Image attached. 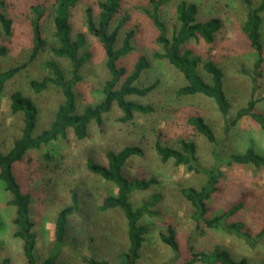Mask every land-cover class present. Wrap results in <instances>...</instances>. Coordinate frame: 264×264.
Instances as JSON below:
<instances>
[{"label": "trees", "instance_id": "trees-1", "mask_svg": "<svg viewBox=\"0 0 264 264\" xmlns=\"http://www.w3.org/2000/svg\"><path fill=\"white\" fill-rule=\"evenodd\" d=\"M146 1L147 7L143 8V12L150 19L154 29L153 46L150 49L145 47V43L149 42L143 41V31L137 34L134 28L126 30L129 16L125 9L126 0H95V8L88 6L85 12L87 33L79 31L76 34L73 31L72 19L80 0H0L1 34L10 39L16 30L22 29L20 33L27 36L31 46L30 56L25 63L8 69L0 68V97L7 93L11 111L23 116L20 136L7 151H0V183L3 191L9 196L8 204L14 208L13 237L22 243L25 264H63L61 254L69 217L79 210L88 213L93 210L95 203L87 195L86 189L80 193L72 191V203L63 208L56 222L53 251L39 261L36 253L37 234L31 212V193L23 188L17 174L18 164L28 162L30 168H26L24 176L27 181L33 179L35 169H31V152L67 138L70 132L79 140L88 138L90 126L94 123L101 128L104 118L114 108L119 110L117 121L125 127H133L130 132L128 130L127 136L132 139L141 138V133L136 131L138 116L146 117L154 112L153 105L144 101L157 86V82L145 85L143 76L151 69L155 60L167 61L182 74L185 84L177 90L178 95L207 98L221 118L220 125L215 129L206 113L191 109L185 115L182 135L172 141L161 131L153 145L162 161L173 159L176 165H184L188 170L205 176L201 186H187L181 189L182 195L192 207L191 218L197 232L203 234L206 230H220L241 239L249 247L264 243V223L256 230L236 218L245 210L247 200L252 199L247 190L241 192L237 200L216 214L211 213L209 204L221 191L225 167H264V154L252 143L249 142L241 151H227L225 147L226 141L244 119L254 122L264 132V112L258 105L261 100L258 94L264 77V0H258L256 4L252 0H242L247 11L241 33L249 49L254 51L255 59L251 68L242 69L251 81V94L247 102L237 109L233 108L226 90L224 66L215 55L207 52L209 55L205 57L189 47L191 41H203L210 51H218L219 44L225 39L224 18L219 14H201L199 4L194 1ZM171 4L173 14L170 18L168 7ZM49 17L54 26V43L48 48L44 26ZM88 34L94 36L102 47L109 77L103 85L101 100L79 110L76 88L83 80L82 70L89 59V54L83 51ZM138 41L141 42V48L137 50ZM47 48L54 58L44 61L41 65L46 76L41 80H30L29 86L35 93L50 87L57 88L63 96V101L58 106L53 121L38 133V106L31 97L15 88L14 83L15 76ZM134 51L137 54L131 57ZM8 52L9 43L0 44V57L8 55ZM129 58H132V64ZM57 59L67 60L68 69H64ZM199 135L215 146L212 150V164L208 167L200 162L199 147L195 140ZM121 144L122 146L107 150L103 159L99 151H95V154L90 151L71 158L67 154L57 156L49 150L45 152L44 158L54 162L52 172L59 177L74 176L85 163L90 173L116 186L117 192L101 198L97 207L101 211L121 210L126 220L127 247L124 252L117 254V264H126L127 258H130L131 264H138L143 257L149 234L145 219L147 216H154L153 208L160 196L153 195L137 207L133 205L131 197L137 192L149 190L158 184V180L130 176L127 163L134 157L142 156L144 149L142 145L127 144L126 139ZM67 158L69 160L65 162ZM162 224L165 229L159 233V238L174 254L171 263L163 264H252L247 258L235 255L226 248L198 250L196 242L189 238L182 248L175 225L169 221ZM181 255H186L185 260L178 263L176 260L180 259ZM83 262L112 264L108 260L95 258H84ZM3 264H8V259H5Z\"/></svg>", "mask_w": 264, "mask_h": 264}, {"label": "rangeland", "instance_id": "rangeland-1", "mask_svg": "<svg viewBox=\"0 0 264 264\" xmlns=\"http://www.w3.org/2000/svg\"><path fill=\"white\" fill-rule=\"evenodd\" d=\"M189 1L197 2L203 15L219 14L224 18L225 39L219 44L218 51H210L208 45L203 41H191L189 47L205 57H208L207 52L215 55L216 59L224 66L226 90L233 108L237 109L247 102L251 94V81L242 69L243 67L251 68L253 59H255L254 51L249 49L245 37L241 33L247 11L246 5L242 0ZM252 1L256 4L258 0ZM94 3L95 0H80L73 12L74 34L79 31L87 33L85 12L88 6L95 8ZM125 6L129 14L126 30L134 28L137 34L143 31V41L149 42L145 43L147 44L145 47L152 48L154 29L150 19L143 12V8L147 7V1L126 0ZM168 13L171 18L172 4L168 7ZM124 14L126 15V12ZM21 30H16L14 36L8 39L1 34L0 29V44L9 43L8 55L0 57V68L8 69L28 60L31 46L27 36L20 33ZM53 32V22L49 17L44 26V36L47 39L48 48L54 43ZM262 32L264 36V14ZM136 43L138 50L141 48V42ZM48 48L15 76L14 83L15 88L31 97L38 106V125L36 127L38 133L53 121L54 114L63 101V96L57 88L50 87L40 93H35L29 86L30 80H41L46 76L41 65L44 61L54 58ZM83 51L89 54V59L82 70L83 80L76 88L79 110L101 100L103 85L109 77L105 67L104 52L94 36L88 34ZM136 51L132 53L131 57L137 54ZM57 60L64 69H68L69 62L67 60ZM129 60L132 64V58ZM143 82L145 85L157 82L156 88L144 101L153 105L154 112L146 117L138 116L137 120L136 131L141 133L143 140H141L142 137L132 139L127 136L128 130L130 132L133 127H125L124 124L117 121L119 110L114 108L104 118L101 128L94 123L90 126L88 138L79 140L70 132L67 138L31 152L29 154L32 157L31 169H35L33 179L27 181L24 176L26 168H30L28 162L18 164L17 174L23 188L31 193V212L37 234L38 260L42 261L53 251L56 242V222L63 208L72 203V191L76 190L77 193H80L86 189L87 195L95 205H93V210L88 213L79 210L69 217L63 240L62 262L63 264H86L83 262L84 258H95L108 260L112 264L118 263L117 254L124 252L127 247L126 220L119 209L101 211L97 207L101 198L117 192L116 186L112 182L90 173L85 167V160H83L82 168L74 176L59 177L52 172L54 162L45 159L44 154L49 150L57 156L67 154L74 158L79 154L85 155L90 151L95 154V151H99L101 159H103L107 150L115 146H122V141L126 139L127 144L142 145L144 149L142 156L134 157L127 163L128 174L132 177L156 178L158 180V184L153 185L149 190L133 194L131 197L133 205L137 207L153 195L160 196V200L153 208L154 216H147L145 219L149 234L143 257L138 264H163L170 262L174 257L171 249L159 238V233L165 229L162 223L166 221L175 225L182 248L185 247L189 238L196 242L198 250L226 248L235 255L247 258L252 264H264V243L249 247L241 239L220 230H206L203 234L197 232L191 218L192 207L182 195L181 189L187 186H201L205 176L188 170L184 165H176L173 159L162 161L153 147L161 131L172 141L178 135H182L185 115L191 109L206 113L213 127L217 129L221 118L213 110L211 102L203 96L178 95L177 90L185 84V79L165 60H155L151 69L144 74ZM262 83L258 94L261 100L258 105L264 112V77ZM22 120L21 113L11 111L7 93L2 94L0 97V151H7L14 140L20 136ZM216 132L219 135V132ZM195 140L199 147L200 162L205 167L210 166L213 158L212 150L215 149V146L200 135L196 136ZM249 142L264 154V132L254 122L244 119L235 133L226 141L225 147L227 151H241L246 148ZM68 160L67 158L65 162ZM223 170L225 177L221 181V191L209 202L211 213L216 214L225 209L241 196V192L247 190V193L252 195V199L247 200L248 204L245 210L236 218L256 230L259 229L264 223V167L233 165L225 167ZM8 199L9 196L3 191L0 183V264H3L5 259H8V264H25L22 243L13 237L12 221L15 212L14 208L8 204ZM185 256L181 255L180 259L176 261L182 263Z\"/></svg>", "mask_w": 264, "mask_h": 264}, {"label": "water", "instance_id": "water-1", "mask_svg": "<svg viewBox=\"0 0 264 264\" xmlns=\"http://www.w3.org/2000/svg\"><path fill=\"white\" fill-rule=\"evenodd\" d=\"M126 264H131L130 258H127V263Z\"/></svg>", "mask_w": 264, "mask_h": 264}]
</instances>
